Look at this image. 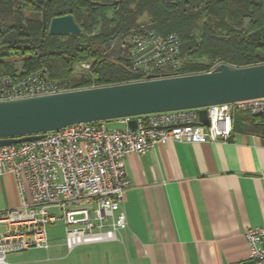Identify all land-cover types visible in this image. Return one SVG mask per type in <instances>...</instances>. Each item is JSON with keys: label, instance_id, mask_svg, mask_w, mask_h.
Returning <instances> with one entry per match:
<instances>
[{"label": "built area", "instance_id": "obj_1", "mask_svg": "<svg viewBox=\"0 0 264 264\" xmlns=\"http://www.w3.org/2000/svg\"><path fill=\"white\" fill-rule=\"evenodd\" d=\"M133 71L155 77L181 75L180 39L153 29L127 39ZM90 62L74 68L89 70ZM185 74V73H183ZM139 79V80H141ZM74 89L66 80L37 71L23 77L0 76V100L44 95ZM209 124L198 111L186 108L112 119L76 122L43 133L39 138L0 145V175L14 177L20 202L0 211V264L8 253L30 248L48 249L46 225L62 221L68 252L82 244L118 240L126 228L122 205L129 180L123 164L128 153H143L168 141L226 142L238 111L264 113V96L203 107ZM134 119L136 126L129 127ZM59 215H57V213ZM244 237L249 256L264 264V225L249 226Z\"/></svg>", "mask_w": 264, "mask_h": 264}, {"label": "crops", "instance_id": "obj_2", "mask_svg": "<svg viewBox=\"0 0 264 264\" xmlns=\"http://www.w3.org/2000/svg\"><path fill=\"white\" fill-rule=\"evenodd\" d=\"M235 114L232 140L168 141L123 157L127 226L91 243L90 264H258L244 232L264 225V138ZM19 202L13 175H0V211Z\"/></svg>", "mask_w": 264, "mask_h": 264}, {"label": "trees", "instance_id": "obj_3", "mask_svg": "<svg viewBox=\"0 0 264 264\" xmlns=\"http://www.w3.org/2000/svg\"><path fill=\"white\" fill-rule=\"evenodd\" d=\"M64 14L80 33H48L51 18ZM145 28L178 35L182 73L264 62V0H0V76L45 71L67 81L86 61V77L72 88L139 80L127 39ZM235 116L264 138V113Z\"/></svg>", "mask_w": 264, "mask_h": 264}, {"label": "water", "instance_id": "obj_4", "mask_svg": "<svg viewBox=\"0 0 264 264\" xmlns=\"http://www.w3.org/2000/svg\"><path fill=\"white\" fill-rule=\"evenodd\" d=\"M80 30L71 14L54 16L48 25V33L56 35H75ZM263 96L264 62L244 66L219 62L207 71L165 77L149 74L141 80L3 99L0 145L36 139L76 122L186 108H201L199 121L208 125L203 107ZM128 125L134 128L135 120H129Z\"/></svg>", "mask_w": 264, "mask_h": 264}, {"label": "rangeland", "instance_id": "obj_5", "mask_svg": "<svg viewBox=\"0 0 264 264\" xmlns=\"http://www.w3.org/2000/svg\"><path fill=\"white\" fill-rule=\"evenodd\" d=\"M189 70V69H188ZM88 70L73 69L70 75L69 85H77ZM183 74V73H181ZM110 126V121H107ZM59 215L58 212H56ZM1 230V228H0ZM50 245L48 249L30 248L17 253L7 254L5 260L9 264H90L93 261V252L98 244H82L67 251L64 241V224L62 221L48 223L46 225ZM57 245V246H56Z\"/></svg>", "mask_w": 264, "mask_h": 264}]
</instances>
